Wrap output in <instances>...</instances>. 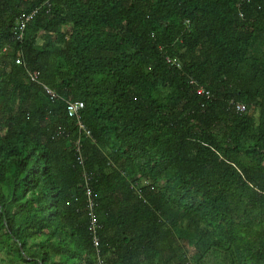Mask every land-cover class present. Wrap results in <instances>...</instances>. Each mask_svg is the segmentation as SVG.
I'll return each mask as SVG.
<instances>
[{
    "label": "trees",
    "instance_id": "16d2710c",
    "mask_svg": "<svg viewBox=\"0 0 264 264\" xmlns=\"http://www.w3.org/2000/svg\"><path fill=\"white\" fill-rule=\"evenodd\" d=\"M100 258L264 264V0H0V264Z\"/></svg>",
    "mask_w": 264,
    "mask_h": 264
},
{
    "label": "built area",
    "instance_id": "2783aa9c",
    "mask_svg": "<svg viewBox=\"0 0 264 264\" xmlns=\"http://www.w3.org/2000/svg\"><path fill=\"white\" fill-rule=\"evenodd\" d=\"M34 12H32L31 14H29L26 17L21 19V21L19 23V32H18L19 38H22L25 26H26L27 22L33 16ZM15 62L18 64L23 63L21 57H19V56H17L15 58ZM167 62H169L171 65L173 64V65H177V66H179V64H180V61L177 58L171 57V56H167ZM27 75L31 81L38 82L40 71L37 69H27ZM39 83H41V82L39 81ZM41 84H42V89H43L44 93L46 94V96L50 100L60 99L58 94L55 91H53L49 86H47L43 83H41ZM198 91L200 93L205 92V90L202 86H200L198 88ZM206 93H208V92H206ZM61 99H63L65 102L67 115L75 118L77 121L79 129L84 131L87 135H90L89 130L86 128V126L83 123L82 118H81V112H82V109L84 108V105H85L84 102L82 100H73V99H64V98H61ZM236 108L240 112H244L246 110V105L244 103H238ZM75 146H76V150L79 151L80 150L79 140L76 141ZM86 192H87V196H88L87 206H88L90 220H91L90 224H91V230H92V236H93V243L96 247H98L100 244V240H99V236L97 233H98V229L100 228V226H99L98 222L96 221L95 214H94L96 202L94 201V199L92 197V190L89 187H87ZM99 264H102L101 258L99 259Z\"/></svg>",
    "mask_w": 264,
    "mask_h": 264
},
{
    "label": "clouds",
    "instance_id": "9594fccd",
    "mask_svg": "<svg viewBox=\"0 0 264 264\" xmlns=\"http://www.w3.org/2000/svg\"><path fill=\"white\" fill-rule=\"evenodd\" d=\"M84 102V101H83ZM85 106V105H84Z\"/></svg>",
    "mask_w": 264,
    "mask_h": 264
}]
</instances>
